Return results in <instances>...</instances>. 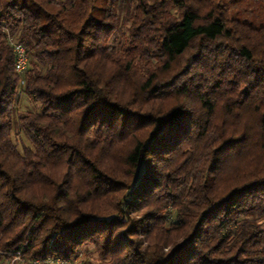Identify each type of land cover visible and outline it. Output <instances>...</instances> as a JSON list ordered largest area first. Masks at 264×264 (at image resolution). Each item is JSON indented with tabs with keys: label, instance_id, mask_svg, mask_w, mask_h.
Here are the masks:
<instances>
[{
	"label": "trees",
	"instance_id": "16d2710c",
	"mask_svg": "<svg viewBox=\"0 0 264 264\" xmlns=\"http://www.w3.org/2000/svg\"><path fill=\"white\" fill-rule=\"evenodd\" d=\"M234 2L0 0V264H264V24Z\"/></svg>",
	"mask_w": 264,
	"mask_h": 264
},
{
	"label": "rangeland",
	"instance_id": "374dc122",
	"mask_svg": "<svg viewBox=\"0 0 264 264\" xmlns=\"http://www.w3.org/2000/svg\"><path fill=\"white\" fill-rule=\"evenodd\" d=\"M230 4V8H232V15L235 16L238 20L249 23L255 27H259L264 24V10H262L263 5L258 6V0H236ZM241 1V2H240ZM121 35L118 34L116 37V41L121 40ZM34 104V103H33ZM31 103L28 99L22 95L19 104V111H24ZM78 264H82V259L77 260Z\"/></svg>",
	"mask_w": 264,
	"mask_h": 264
},
{
	"label": "built area",
	"instance_id": "2783aa9c",
	"mask_svg": "<svg viewBox=\"0 0 264 264\" xmlns=\"http://www.w3.org/2000/svg\"><path fill=\"white\" fill-rule=\"evenodd\" d=\"M10 44L12 46V50H13L14 55H15V60H14L15 72L18 75H22L23 72L26 70V67H27L26 48L22 44L16 43V42H14L11 39H10ZM22 83L23 82H21V84ZM57 263H59V264H70L68 262H62V261H59V260H57ZM34 264H38V262L36 261V262H34ZM73 264H78L77 260Z\"/></svg>",
	"mask_w": 264,
	"mask_h": 264
}]
</instances>
